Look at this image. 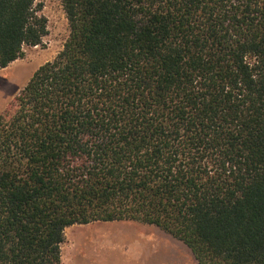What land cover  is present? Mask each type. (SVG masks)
Masks as SVG:
<instances>
[{"label":"trees","instance_id":"1","mask_svg":"<svg viewBox=\"0 0 264 264\" xmlns=\"http://www.w3.org/2000/svg\"><path fill=\"white\" fill-rule=\"evenodd\" d=\"M0 0V68L40 45ZM69 34L0 113V264L64 229L155 225L200 264H264V0H61Z\"/></svg>","mask_w":264,"mask_h":264},{"label":"rangeland","instance_id":"2","mask_svg":"<svg viewBox=\"0 0 264 264\" xmlns=\"http://www.w3.org/2000/svg\"><path fill=\"white\" fill-rule=\"evenodd\" d=\"M46 20L41 44L24 46L21 57L0 68V113L13 101L33 72L51 61L69 34L61 0H35ZM119 237L105 245L104 238ZM93 238L96 245H93ZM111 242V241H110ZM59 264H200L181 241L155 225L133 221H97L64 229Z\"/></svg>","mask_w":264,"mask_h":264},{"label":"crops","instance_id":"3","mask_svg":"<svg viewBox=\"0 0 264 264\" xmlns=\"http://www.w3.org/2000/svg\"><path fill=\"white\" fill-rule=\"evenodd\" d=\"M94 240H96V239L93 238V242H92V244H93V245H96V243L94 242ZM104 240H105V242H104L105 245H109L110 243L113 242V240H116V241L119 242V243H124V242H126L123 238L121 239V238H119V237H113V238H110V240H109V238L105 237ZM110 241H111V242H110Z\"/></svg>","mask_w":264,"mask_h":264}]
</instances>
